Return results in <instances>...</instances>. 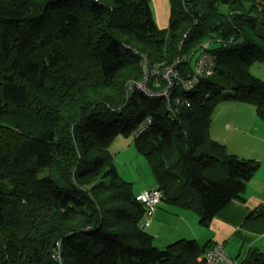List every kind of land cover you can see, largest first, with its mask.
Segmentation results:
<instances>
[{
  "label": "trees",
  "instance_id": "trees-1",
  "mask_svg": "<svg viewBox=\"0 0 264 264\" xmlns=\"http://www.w3.org/2000/svg\"><path fill=\"white\" fill-rule=\"evenodd\" d=\"M169 4L160 29L148 0H0V264H201L217 242L158 248L145 231L110 150L120 135L134 136L150 189L201 226L245 201L260 163L230 154L210 127L233 100L264 121V82L250 71L264 64V0ZM202 55L214 74L162 96L163 73L186 82ZM252 223L264 224V203ZM241 263L264 253L251 247Z\"/></svg>",
  "mask_w": 264,
  "mask_h": 264
},
{
  "label": "crops",
  "instance_id": "crops-1",
  "mask_svg": "<svg viewBox=\"0 0 264 264\" xmlns=\"http://www.w3.org/2000/svg\"><path fill=\"white\" fill-rule=\"evenodd\" d=\"M148 2L158 27L160 29L167 28L170 20L169 0H148ZM213 120L214 117L212 116L210 136L214 141L226 146L230 154L244 159L246 157H243V155H245L247 149L257 148L256 154L259 156L245 159L260 163V169L252 179L256 180V183L250 185L251 180L247 185V191L244 195L245 201L231 202L214 218L209 227H203L199 224V215L193 210L173 204L170 205L164 201L153 214L150 224L145 227V231L154 237V242L158 248H164L172 244L173 241L182 239L195 240L200 246H205L209 242H218L224 245L225 252L229 257L242 261L251 247L258 248L264 253V224H245L248 215L264 203V169L261 168V165L264 164L262 158L264 157V143L263 145L259 144L258 139L260 137L258 136V139L254 141V145L249 147L244 143L247 141L246 137H243L244 135L230 141L234 131L236 130L239 133V129L233 130L228 127L229 124L223 125L216 122L214 124ZM130 150L132 148H129ZM238 151H242L244 154L242 155ZM118 172L120 173L119 169ZM124 173L130 174V170L125 168ZM125 179L130 182L133 181L131 182L133 194L137 198H140L145 190L156 187L147 184L143 186L137 178Z\"/></svg>",
  "mask_w": 264,
  "mask_h": 264
},
{
  "label": "rangeland",
  "instance_id": "rangeland-1",
  "mask_svg": "<svg viewBox=\"0 0 264 264\" xmlns=\"http://www.w3.org/2000/svg\"><path fill=\"white\" fill-rule=\"evenodd\" d=\"M250 71L254 77L264 82L263 63H254L251 66ZM213 117L214 124L215 122L223 125L229 124V128H232L233 130L236 128L239 129V133H237L236 130L234 131V134L230 137V141H233L236 138L244 135L243 137H246L247 139V141L244 143H246L249 147H252L254 145V141H256L259 136V144L263 145L264 121L257 115L255 107L253 105L247 102H239L234 100L225 101L216 106L213 112ZM133 137V135H120L112 142L110 146L111 153L114 156L115 166L120 171V177L126 182L130 181H127L125 178H137L139 179L140 184H142L143 186L145 184L150 186L155 185V180L150 171L149 165L147 164L146 159L137 152V149L133 142ZM129 148H132V150L129 151ZM256 150V147L249 148L247 149L245 155H243L244 153H242V151L238 152L241 153L243 157H246L244 159H247L248 157L259 156L258 154H256ZM262 158L264 159V157ZM125 168H128L130 170V174L124 173ZM261 168L264 169V164L261 165ZM252 183H256V180H252L250 185ZM174 242L176 241H173L172 243ZM156 243L158 244V241ZM155 246L157 245L155 244Z\"/></svg>",
  "mask_w": 264,
  "mask_h": 264
},
{
  "label": "built area",
  "instance_id": "built-area-1",
  "mask_svg": "<svg viewBox=\"0 0 264 264\" xmlns=\"http://www.w3.org/2000/svg\"><path fill=\"white\" fill-rule=\"evenodd\" d=\"M214 60L208 55H202L198 58L195 67L194 76L184 82L174 78L176 74L173 69L167 70L163 73V78L168 82L167 89L161 94L166 99L169 98L170 89L180 86L182 89H190L197 85L198 79L203 77H210L214 74ZM156 73V72H155ZM140 89L146 92L144 85L140 86ZM179 102H177L178 104ZM150 123V120H146L142 123L139 128V132L142 133ZM141 203L145 208V218L143 221V226L146 227L150 224L151 218L155 211L159 208L160 204L164 202V196L161 190L159 189H150L145 191L140 197ZM201 264H242L241 261L233 259L227 255L222 243H215L211 245L205 253L198 259Z\"/></svg>",
  "mask_w": 264,
  "mask_h": 264
}]
</instances>
